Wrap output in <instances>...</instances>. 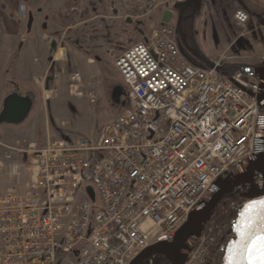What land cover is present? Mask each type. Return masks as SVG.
<instances>
[{
	"label": "built area",
	"instance_id": "2783aa9c",
	"mask_svg": "<svg viewBox=\"0 0 264 264\" xmlns=\"http://www.w3.org/2000/svg\"><path fill=\"white\" fill-rule=\"evenodd\" d=\"M108 1L112 17L137 23L190 0ZM234 21L246 29L249 12L239 8ZM225 58L189 61L176 28L160 24L117 56L127 102L96 134L0 140V264H132L173 241L220 177L254 158L263 134L261 79L226 71ZM67 82L81 94L82 72ZM86 95L92 105L100 98ZM247 188L234 190L246 198ZM220 205L184 264H226L238 235L218 222ZM142 264L171 263L150 255Z\"/></svg>",
	"mask_w": 264,
	"mask_h": 264
},
{
	"label": "rangeland",
	"instance_id": "374dc122",
	"mask_svg": "<svg viewBox=\"0 0 264 264\" xmlns=\"http://www.w3.org/2000/svg\"><path fill=\"white\" fill-rule=\"evenodd\" d=\"M64 2L56 19L49 22V38L46 39L47 33L43 34L45 43L41 52H49L42 71L43 84L38 82L30 92H22V95L11 92L5 96V90L0 89V126L5 124L1 121L4 102L12 93L27 97L31 102V109L35 103L38 105L28 123L40 127L46 124L49 126V133L55 137L77 134L75 131L87 134L93 124L105 122L104 126L122 111L123 105L116 104L112 99L115 87L125 88L115 60L126 48L141 42L150 30L159 27L164 14L159 12L138 23L128 24L112 17L108 0ZM188 5L186 7L179 4L173 8L172 16L167 22L170 27L176 28L184 56L193 60L195 56H199L198 61L209 62L223 56L229 64L245 67L262 65L264 26L259 24L256 15L264 17V0H193ZM239 8L250 13V24L246 32L234 21V12ZM25 20L24 18L22 21ZM233 33H237L238 37L233 38ZM58 48H66L69 52L68 62L65 67L54 62L48 70ZM60 51L65 52L63 49ZM57 58H63L62 54L57 55ZM72 60L79 65H73ZM81 64H85L86 68ZM60 67L65 70V74L60 73ZM77 70L85 78L81 94L72 93L67 82V75ZM90 90L100 93L95 105L90 103L86 95ZM34 133L33 138L41 140L42 135L47 132ZM21 134L0 132V140L16 144L18 139L21 141L23 138ZM242 194L232 190L225 196L216 211L218 222L231 224L234 228L239 224L241 213L247 204Z\"/></svg>",
	"mask_w": 264,
	"mask_h": 264
},
{
	"label": "crops",
	"instance_id": "0c3cea01",
	"mask_svg": "<svg viewBox=\"0 0 264 264\" xmlns=\"http://www.w3.org/2000/svg\"><path fill=\"white\" fill-rule=\"evenodd\" d=\"M64 4V0H0V89L5 90V96L6 93L9 94L11 92H18V94L22 95V92H30L32 87L37 85L38 82L43 84L44 76H42V71L44 61L49 57L48 51L41 52L45 43L43 34L47 33L46 39L49 38L48 34H51L49 32V22L54 18L56 19L58 12L62 9L61 6ZM23 9L25 10V21H22L24 18H19V13ZM30 13L33 15L31 26L29 25ZM236 34L233 35V38L238 37V34ZM60 49L65 50V58L57 60V55L61 54ZM68 56L69 52H67L66 48H58L54 58L50 61L48 70H50L51 64L53 65L54 62L61 67H65L64 65L68 62ZM59 61L64 62L60 63ZM72 63L73 65H79L75 60H72ZM81 66L86 68L85 64H81ZM33 106L31 113L24 122L20 124L5 123L0 126V132L22 133L21 137H25V139H34V132H50L49 126L46 124L40 127L37 124L33 125L31 123V125L28 123L29 119L33 118V114L38 107L36 103ZM47 110L48 108L46 112H48ZM104 123L100 125L93 124L91 129L88 132L86 131L87 135L96 134ZM67 129L71 130L70 128ZM75 132L80 133L78 131ZM19 141L20 139L16 142ZM8 143L10 144V142ZM6 185L7 183L1 180L0 191H3Z\"/></svg>",
	"mask_w": 264,
	"mask_h": 264
},
{
	"label": "water",
	"instance_id": "95a60500",
	"mask_svg": "<svg viewBox=\"0 0 264 264\" xmlns=\"http://www.w3.org/2000/svg\"><path fill=\"white\" fill-rule=\"evenodd\" d=\"M171 16L172 12L166 11L163 15L162 23L165 24L169 22ZM256 19L259 24L264 26L263 16L256 15ZM32 22L33 15L30 13V26ZM126 22L128 24L133 23L131 19H128ZM244 70L258 75L261 79V115L258 126L263 131V134L257 136L254 158L244 165H239L229 170L220 177L214 184L208 198L203 202V205L192 213L188 224L178 232L173 241L159 243L147 249L132 264H142L150 255L162 256L171 264H184L197 238L201 234L203 224L206 222L208 216L230 191L245 184L248 185L245 195L247 200L264 199V61L261 66L245 67ZM123 95V88L117 86L114 89L112 99L116 104L125 106L126 101H122L121 99ZM30 109L31 102L27 97L12 93L4 102L1 121L8 124H20L28 117ZM90 194L93 197L94 194L92 190H90ZM237 225L235 226V232L238 235L236 230Z\"/></svg>",
	"mask_w": 264,
	"mask_h": 264
},
{
	"label": "snow or ice",
	"instance_id": "6c2138e0",
	"mask_svg": "<svg viewBox=\"0 0 264 264\" xmlns=\"http://www.w3.org/2000/svg\"><path fill=\"white\" fill-rule=\"evenodd\" d=\"M236 230L239 239L227 249L226 264H264V199L245 205Z\"/></svg>",
	"mask_w": 264,
	"mask_h": 264
},
{
	"label": "trees",
	"instance_id": "16d2710c",
	"mask_svg": "<svg viewBox=\"0 0 264 264\" xmlns=\"http://www.w3.org/2000/svg\"><path fill=\"white\" fill-rule=\"evenodd\" d=\"M197 57H199V56H195L194 57V60H196L197 62H200V63H202V65H204V66H208V65H210V62L209 61H207V60H201V61H198L197 60ZM244 66H242V65H237V64H228L227 65V67H226V71H232V70H235V69H241V68H243Z\"/></svg>",
	"mask_w": 264,
	"mask_h": 264
},
{
	"label": "flooded vegetation",
	"instance_id": "af4514ba",
	"mask_svg": "<svg viewBox=\"0 0 264 264\" xmlns=\"http://www.w3.org/2000/svg\"><path fill=\"white\" fill-rule=\"evenodd\" d=\"M192 2V1H191ZM190 2V3H191ZM187 6H189V5H187ZM186 6V7H187ZM123 92H124V95L122 96V101H125V99H126V96H127V90L125 89V88H123Z\"/></svg>",
	"mask_w": 264,
	"mask_h": 264
},
{
	"label": "clouds",
	"instance_id": "9594fccd",
	"mask_svg": "<svg viewBox=\"0 0 264 264\" xmlns=\"http://www.w3.org/2000/svg\"><path fill=\"white\" fill-rule=\"evenodd\" d=\"M14 171H15V169H14Z\"/></svg>",
	"mask_w": 264,
	"mask_h": 264
}]
</instances>
